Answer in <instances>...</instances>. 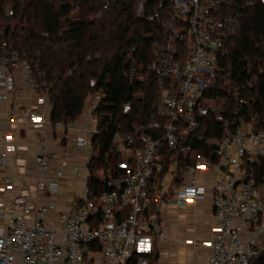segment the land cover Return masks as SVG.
I'll return each instance as SVG.
<instances>
[{
    "label": "built area",
    "instance_id": "built-area-1",
    "mask_svg": "<svg viewBox=\"0 0 264 264\" xmlns=\"http://www.w3.org/2000/svg\"><path fill=\"white\" fill-rule=\"evenodd\" d=\"M124 1L158 32L147 65L156 87L153 113L132 131L113 133L111 151L119 163L107 171L104 190L95 197L88 193L87 163L104 94L89 93L76 120L53 123L49 88L30 57L0 41V168L9 165L5 153L21 158L16 139L26 130L38 138L53 129L55 146L70 141L88 153L80 169L70 165L66 149L51 153L37 142L39 177L31 195L15 191L23 175L5 173L0 264H150L155 245L165 239L159 215L189 208L208 193L215 225L201 243L209 250L207 264H251L264 234V183L256 185L252 174L264 157L256 109L264 56L255 63L244 58L243 74L232 71L229 56L244 14L264 0ZM111 6L105 2L103 10ZM139 71L130 68L129 83L145 82ZM128 108L123 105L124 113ZM79 181L82 191L64 208L57 198L75 191Z\"/></svg>",
    "mask_w": 264,
    "mask_h": 264
},
{
    "label": "trees",
    "instance_id": "trees-1",
    "mask_svg": "<svg viewBox=\"0 0 264 264\" xmlns=\"http://www.w3.org/2000/svg\"><path fill=\"white\" fill-rule=\"evenodd\" d=\"M105 2L112 4L106 11ZM10 7L13 15L7 17ZM157 34L134 16L132 3L124 0H0V41L30 57L36 74L49 88L53 123L76 120L89 93L104 94L87 163L90 197L103 192V177L117 169L119 157L111 151L113 133L132 131L152 116L156 87L147 65ZM235 45L229 56L234 72L243 74L244 58L250 63L263 58L264 6L244 14ZM133 67L145 75L142 85L129 83L125 76ZM257 92L256 109L264 129L263 75H259ZM138 94L142 100L131 98ZM126 103L129 108L124 113ZM219 133L217 129L215 135ZM205 136L212 135L206 132ZM252 174L256 185L264 183V157L252 166ZM251 264H264V250Z\"/></svg>",
    "mask_w": 264,
    "mask_h": 264
},
{
    "label": "crops",
    "instance_id": "crops-1",
    "mask_svg": "<svg viewBox=\"0 0 264 264\" xmlns=\"http://www.w3.org/2000/svg\"><path fill=\"white\" fill-rule=\"evenodd\" d=\"M57 132L53 129H46L41 137L30 131H24L17 139L16 145L21 151V158L17 159L11 153H5V158L9 164L7 168H0V187L5 182V173L10 172L23 175L24 183L17 184L16 192L31 195L34 191V180L39 177V173L34 167L35 145L37 142L45 143L49 152L58 153L63 149L68 152L70 165L82 169L86 162L88 153L85 150L77 149L69 141L63 142L61 147L55 146ZM38 140V141H37ZM62 150L60 151V149ZM24 165V169H17L16 165ZM83 189V182L75 183V191L67 197L57 198V202L64 208L71 204L79 192ZM63 203V204H62ZM165 228V239L154 247V253L149 257L150 264H207L209 250L201 245L203 241L212 236V228L215 219L211 211V195L198 200L193 206L176 211H168L159 215ZM191 244H186V241ZM264 245V236L260 238L259 249Z\"/></svg>",
    "mask_w": 264,
    "mask_h": 264
},
{
    "label": "rangeland",
    "instance_id": "rangeland-1",
    "mask_svg": "<svg viewBox=\"0 0 264 264\" xmlns=\"http://www.w3.org/2000/svg\"><path fill=\"white\" fill-rule=\"evenodd\" d=\"M67 195H71V193L67 194ZM264 236V234L262 235ZM264 250V245L261 247V251Z\"/></svg>",
    "mask_w": 264,
    "mask_h": 264
},
{
    "label": "water",
    "instance_id": "water-1",
    "mask_svg": "<svg viewBox=\"0 0 264 264\" xmlns=\"http://www.w3.org/2000/svg\"><path fill=\"white\" fill-rule=\"evenodd\" d=\"M211 148H212V149H216V146H215V145H213V146H211Z\"/></svg>",
    "mask_w": 264,
    "mask_h": 264
}]
</instances>
